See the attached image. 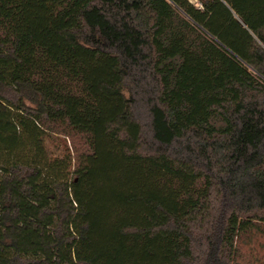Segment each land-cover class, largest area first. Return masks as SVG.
Returning a JSON list of instances; mask_svg holds the SVG:
<instances>
[{
  "label": "trees",
  "instance_id": "16d2710c",
  "mask_svg": "<svg viewBox=\"0 0 264 264\" xmlns=\"http://www.w3.org/2000/svg\"><path fill=\"white\" fill-rule=\"evenodd\" d=\"M0 264H264V0H0Z\"/></svg>",
  "mask_w": 264,
  "mask_h": 264
},
{
  "label": "rangeland",
  "instance_id": "374dc122",
  "mask_svg": "<svg viewBox=\"0 0 264 264\" xmlns=\"http://www.w3.org/2000/svg\"><path fill=\"white\" fill-rule=\"evenodd\" d=\"M191 1L194 2L195 0H191ZM58 140H59V144L62 145L65 139H64L62 136H60V137L58 138ZM68 140H69V139L66 140L67 144H69V141H68Z\"/></svg>",
  "mask_w": 264,
  "mask_h": 264
}]
</instances>
